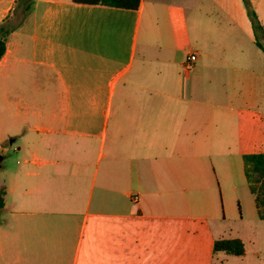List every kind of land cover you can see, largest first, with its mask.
I'll use <instances>...</instances> for the list:
<instances>
[{
	"label": "crops",
	"instance_id": "0c3cea01",
	"mask_svg": "<svg viewBox=\"0 0 264 264\" xmlns=\"http://www.w3.org/2000/svg\"><path fill=\"white\" fill-rule=\"evenodd\" d=\"M231 2L211 18L197 0L31 1L0 59V162L17 156L0 163V264L231 255L213 249L224 190L259 218L243 155L264 148V52ZM16 3L0 0V21Z\"/></svg>",
	"mask_w": 264,
	"mask_h": 264
},
{
	"label": "rangeland",
	"instance_id": "374dc122",
	"mask_svg": "<svg viewBox=\"0 0 264 264\" xmlns=\"http://www.w3.org/2000/svg\"><path fill=\"white\" fill-rule=\"evenodd\" d=\"M31 1L32 0H17L15 8L12 11L10 10L0 21V25L3 24L8 28H12L14 26L18 27L29 11V8L26 9V7L31 4ZM197 3L201 9L199 12H208L207 14H210L211 18L216 17V13L222 14L219 10V6L221 4H228L229 6L232 4L231 0H197ZM241 3L245 7L244 0H241ZM191 13L194 12L192 11ZM2 14H4V12H2L0 16ZM201 19H204V17H201ZM207 21L208 20H204V23L208 25ZM210 21H214V19ZM188 24L190 26L191 35H193L196 30V24L194 23L193 16L188 17ZM201 32L203 36L204 33L210 34L207 26L201 27ZM252 46L253 50H255L254 45ZM260 62L264 65V59ZM16 159L17 156L13 153V151H8L5 155V161L0 163H6L9 166H12L15 164ZM3 169L4 165L0 168V175ZM224 199L225 202L223 204L225 205V210L222 208L223 204L221 199L222 209L220 210V215L221 217L225 216V219H221L219 222L214 224V226H221V231H223L221 235L224 236V238H234L237 236L238 238L240 237L241 239H244L246 253L244 256L218 254L214 264H264V219L258 218L256 213L254 214L248 207H246L245 202L247 201L244 198L241 187L237 190V194L235 191L231 190L227 195L226 190H224Z\"/></svg>",
	"mask_w": 264,
	"mask_h": 264
},
{
	"label": "trees",
	"instance_id": "16d2710c",
	"mask_svg": "<svg viewBox=\"0 0 264 264\" xmlns=\"http://www.w3.org/2000/svg\"><path fill=\"white\" fill-rule=\"evenodd\" d=\"M75 3L106 5L122 9H137L140 0H73ZM245 8L255 38L256 45L264 51V28L257 18L248 0H244ZM29 6L26 7V9ZM15 27V26H14ZM3 24L0 25V59L5 52V41L11 30ZM0 157L1 154H0ZM245 176L251 193L255 196L257 214L260 219H264V152L250 153L243 155ZM3 191L0 192V207L3 204ZM214 251H224L231 255H243L244 244L240 238H222L214 242Z\"/></svg>",
	"mask_w": 264,
	"mask_h": 264
},
{
	"label": "built area",
	"instance_id": "2783aa9c",
	"mask_svg": "<svg viewBox=\"0 0 264 264\" xmlns=\"http://www.w3.org/2000/svg\"><path fill=\"white\" fill-rule=\"evenodd\" d=\"M196 60V54L193 53H189L185 62H184V68L189 70L190 68H192L194 62Z\"/></svg>",
	"mask_w": 264,
	"mask_h": 264
},
{
	"label": "water",
	"instance_id": "95a60500",
	"mask_svg": "<svg viewBox=\"0 0 264 264\" xmlns=\"http://www.w3.org/2000/svg\"><path fill=\"white\" fill-rule=\"evenodd\" d=\"M0 160H1V157H0Z\"/></svg>",
	"mask_w": 264,
	"mask_h": 264
}]
</instances>
